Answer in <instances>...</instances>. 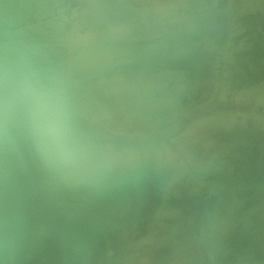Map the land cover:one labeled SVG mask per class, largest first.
Masks as SVG:
<instances>
[{
	"label": "clouds",
	"instance_id": "1",
	"mask_svg": "<svg viewBox=\"0 0 264 264\" xmlns=\"http://www.w3.org/2000/svg\"><path fill=\"white\" fill-rule=\"evenodd\" d=\"M0 264H264V0H0Z\"/></svg>",
	"mask_w": 264,
	"mask_h": 264
}]
</instances>
